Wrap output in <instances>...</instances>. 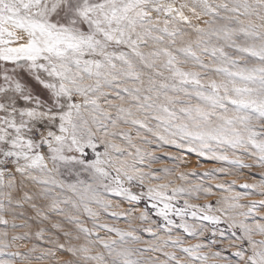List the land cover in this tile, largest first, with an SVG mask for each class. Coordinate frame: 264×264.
I'll list each match as a JSON object with an SVG mask.
<instances>
[{"label": "snow or ice", "instance_id": "snow-or-ice-1", "mask_svg": "<svg viewBox=\"0 0 264 264\" xmlns=\"http://www.w3.org/2000/svg\"><path fill=\"white\" fill-rule=\"evenodd\" d=\"M0 224V264H264V0H0Z\"/></svg>", "mask_w": 264, "mask_h": 264}, {"label": "rangeland", "instance_id": "rangeland-1", "mask_svg": "<svg viewBox=\"0 0 264 264\" xmlns=\"http://www.w3.org/2000/svg\"><path fill=\"white\" fill-rule=\"evenodd\" d=\"M171 163V162H169ZM157 165H154V167H156ZM214 165L208 163L207 161H203V160H198V158L196 156H189L186 158V160L184 162H182L180 164V171H187V172H191V171H195V172H203L205 169L213 167ZM222 179L225 180H236L237 184H242L245 182L251 183L252 182V177L242 174L240 176H227V177H222ZM258 179V177H257ZM179 182V181H177ZM210 183H215V181H209ZM32 186H30L31 188ZM34 190V189H32ZM17 198H20V196L22 195V193L17 192L15 193ZM261 197L259 196H251L248 199H256L259 200ZM35 202V201H33ZM196 202V201H193ZM18 213H23V215H19L15 218V220H13V217L10 213H5V218L7 220H9V227L7 228V231L9 233V238H11V235L15 232V233H23V232H32L34 233L36 231L37 225L35 223V212L30 208L28 203H24L23 207L21 208H17L15 210ZM16 223V224H22V223H27L29 225V227L26 228H16V229H12L10 227L11 223ZM49 224V222H46V225ZM121 227H124V224L121 222L120 224ZM65 229L71 228L70 225L65 224L64 225ZM4 229V225L0 224V230ZM47 235V233H46ZM147 238V236L145 237ZM18 243L22 244L23 246L20 247L19 249H10V251H19L22 255L24 253H26L27 249L30 248L32 246L33 243H40L38 242L35 237L33 236L32 239L28 240V241H18ZM41 247L45 246L42 243L40 244ZM38 254V250L37 253L33 254V258L31 260H24V259H17L15 261V264H48L47 261H37L34 256Z\"/></svg>", "mask_w": 264, "mask_h": 264}]
</instances>
